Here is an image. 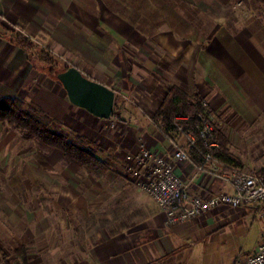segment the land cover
I'll return each mask as SVG.
<instances>
[{"label": "crops", "instance_id": "0c3cea01", "mask_svg": "<svg viewBox=\"0 0 264 264\" xmlns=\"http://www.w3.org/2000/svg\"><path fill=\"white\" fill-rule=\"evenodd\" d=\"M89 1L90 9L79 19L75 0H0V97L13 98L18 96V90L29 89L33 101L44 112L63 122L72 119L71 114L77 117L75 123L84 118L100 124L111 117H96L70 103L64 93L62 97L52 92L56 84L57 89L63 87L49 75L43 59L32 63L38 71L29 70L27 52L2 31L7 28V23L15 24L32 39L45 37L53 51H67L82 58L85 65L88 63L92 70H97V74L83 71L86 68L81 64H75V67L114 92L132 96L141 106L138 110L145 109L153 114L171 86L188 94L198 93L208 103L215 116L216 130L237 163L218 159L220 169L240 167L254 173L264 172L263 19L254 17L246 8L240 11L239 0H193L199 13H204L205 9L201 7L205 1L230 4L231 14L237 21L228 23L216 19L210 27L199 30L185 17L184 23L175 25L166 17L169 26L165 25V29L156 27L148 36V42L152 43H149V55L141 56L144 42L140 40L134 45L131 56L122 53L111 63L105 54L108 38L101 45L98 40L88 39L85 32L102 37L107 32L105 27H113L119 33L112 36L118 40L124 36L122 31L125 29L121 23L111 26L102 19L100 23H92L94 3ZM169 12L164 13L168 16ZM260 14L262 12H258ZM112 64L117 70L115 78L102 73ZM97 68L102 72L98 73ZM143 70H148L147 74ZM45 78L49 81L46 89L50 90L44 92ZM123 113L127 112L124 110ZM127 115L129 118L122 124L129 125L132 131L142 130L141 133L118 135L117 142L128 145L126 152L146 145L152 152L171 155V142L163 132L160 134L152 123L141 120L137 114ZM256 128L260 130L256 131ZM177 141L189 156L177 165V172L188 181L190 195L207 196L231 191L222 178L197 171L195 165L199 156L191 151L183 138ZM106 186L108 193L100 199L102 207L108 208L102 215L105 224L98 226L94 242L89 243L82 255L76 253L67 264H236L251 253L264 230L261 204L248 203L236 208L219 206L169 224L165 212L129 181Z\"/></svg>", "mask_w": 264, "mask_h": 264}, {"label": "rangeland", "instance_id": "374dc122", "mask_svg": "<svg viewBox=\"0 0 264 264\" xmlns=\"http://www.w3.org/2000/svg\"><path fill=\"white\" fill-rule=\"evenodd\" d=\"M192 1L93 0L92 23H100L101 19L112 24L111 26L121 23V27L125 29L122 31L124 36L118 37V40L114 39L113 36L119 32L110 26H104L107 32L103 31L102 37L88 31L85 35L90 40H98L101 45H104L108 38L109 46L105 54L112 63L122 53L131 56L134 45H138L140 40L144 42L141 44V56L149 55V45L152 43L148 42V36L156 27L166 28L165 25L169 24L164 19L166 17L171 18L169 22L174 25L184 23L185 17L196 24L195 28L199 30L210 27L216 19L228 23L237 21V17L231 14L230 4L219 5L205 1V5L201 7H204V13H199ZM239 1L240 11L246 8L252 11L254 17L264 20V0ZM75 4L79 19L83 18L91 7L89 0H75ZM164 12H169L168 16ZM258 12H262L261 16ZM6 27L2 31H6L9 36L20 34L30 41L28 48L21 46L27 52L29 70H37L33 66L34 61L52 56L57 62L56 65L53 62L49 63L51 65L46 63V70L52 78L64 65L75 64L84 66L86 69L83 71L89 74H97V70H92L88 63L85 65L83 59L75 54L53 51V46L44 40L45 37L32 39L15 24L7 23ZM178 31H181L180 28ZM114 66L110 65L103 72L97 68L98 73L102 72L105 76L115 78L117 70ZM147 71L143 70V73ZM44 82V92L49 91L50 89H46L49 81L45 78ZM57 86L56 84L52 87V92L66 96L64 90L61 87L57 89ZM115 93L111 117L100 124L91 123L84 118H78L79 121L75 123V114H71L73 120L68 118L66 122L56 119L33 101L35 99L29 89H20L18 96L13 97L22 101L26 110L41 115L52 129L63 132L69 140L93 152L107 167L95 168L68 161L58 150L40 146L33 137L24 135L6 122L0 121V264H24L22 253L28 259L27 264H67L76 257V253L82 255L89 243L94 242L98 226L105 224L102 222V215L108 208L102 207L100 199L108 193L106 184L126 181L132 184L126 155H135L141 149L140 147L126 152L125 147L128 145L117 142L120 134L141 133L140 128L132 131L129 125L122 124L129 118L127 113L137 114L141 120L152 123L154 129L162 134L152 121L153 114L150 111L138 110L140 104L132 96L120 91ZM2 98L5 97H0V100ZM53 105L51 101L50 107L53 108ZM123 109L127 113H123ZM135 109L137 110L134 111ZM255 130L259 131L260 128ZM20 246L24 249L20 250Z\"/></svg>", "mask_w": 264, "mask_h": 264}, {"label": "built area", "instance_id": "2783aa9c", "mask_svg": "<svg viewBox=\"0 0 264 264\" xmlns=\"http://www.w3.org/2000/svg\"><path fill=\"white\" fill-rule=\"evenodd\" d=\"M201 107L203 111L198 113L197 122L191 123V128L182 124L190 123L189 116L173 117L175 133L166 135L172 145L169 157L144 146L137 154L126 155L132 184L165 212L169 224L193 218L219 206L236 208L248 203L261 204L264 223V172L254 173L240 167L220 169L218 159L213 155V150L219 147L215 135V116L205 100L201 101ZM178 138H183L185 144L198 149L201 160L195 165L196 170L222 178L231 191L207 196L190 195L188 181L177 172V165L189 157ZM131 162L135 164H128ZM236 264H264V230L251 253Z\"/></svg>", "mask_w": 264, "mask_h": 264}, {"label": "trees", "instance_id": "16d2710c", "mask_svg": "<svg viewBox=\"0 0 264 264\" xmlns=\"http://www.w3.org/2000/svg\"><path fill=\"white\" fill-rule=\"evenodd\" d=\"M9 37L12 42H15L25 49L30 46V41L20 34H15L14 36L11 34ZM42 59L47 64L53 62L56 65L57 63L52 56ZM67 67V65H64L61 70ZM57 72L54 73V78H56ZM202 100L196 92L188 94L177 86H171L162 98L159 107L153 113L152 121L165 135L169 136L175 133L173 124L174 116H189L190 123L187 121L182 122V124L184 127L191 128V123L195 124L197 122L198 113L203 111L201 107ZM0 121L6 122L11 127L21 131L24 135L33 137L38 145L58 150L68 161L95 168L107 167V164L98 159L93 152L88 151L81 144L69 140L68 136L63 132L52 129L41 115L26 110L23 102L16 98H2L0 100ZM215 135L219 142V147L213 150L214 157L227 163L237 164L235 159L227 151V143L218 130L215 131ZM190 148L201 160L198 149L193 146ZM21 249L24 248L20 246ZM22 257L24 264H27L28 259L25 254L22 253Z\"/></svg>", "mask_w": 264, "mask_h": 264}, {"label": "water", "instance_id": "95a60500", "mask_svg": "<svg viewBox=\"0 0 264 264\" xmlns=\"http://www.w3.org/2000/svg\"><path fill=\"white\" fill-rule=\"evenodd\" d=\"M70 103L99 118H108L113 111L115 92L112 88L86 76L70 65L56 73Z\"/></svg>", "mask_w": 264, "mask_h": 264}]
</instances>
